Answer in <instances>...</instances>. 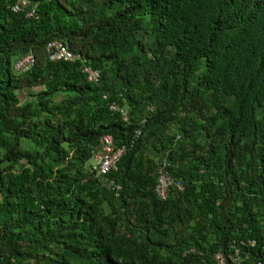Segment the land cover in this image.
<instances>
[{
  "label": "trees",
  "instance_id": "1",
  "mask_svg": "<svg viewBox=\"0 0 264 264\" xmlns=\"http://www.w3.org/2000/svg\"><path fill=\"white\" fill-rule=\"evenodd\" d=\"M18 1L0 0V264H264V0ZM54 40L76 57L49 61ZM104 136L126 150L97 176Z\"/></svg>",
  "mask_w": 264,
  "mask_h": 264
},
{
  "label": "built area",
  "instance_id": "2",
  "mask_svg": "<svg viewBox=\"0 0 264 264\" xmlns=\"http://www.w3.org/2000/svg\"><path fill=\"white\" fill-rule=\"evenodd\" d=\"M21 5H24V3H17L11 8V10L13 12H18L21 10ZM46 49L48 53V59L51 62L71 61L76 57L75 54L61 41L55 40L49 42L46 46ZM35 63V56L33 54H27L17 60L15 64V70L19 72H27L33 68ZM84 72L89 73L90 80H97L100 75L98 70H93L91 68H86ZM112 109L117 110V107L113 106ZM124 120L126 121L125 118ZM100 141L102 143V148L95 156L97 160V176H103L110 171L115 170L126 150L124 146H114L111 139L107 136H104ZM168 166V164L164 163L156 186L157 195L163 201L167 199L169 187L173 184V179L169 176V173L164 170V168H168ZM113 184L114 182H111L110 186L113 187ZM177 185L178 187L182 188L180 183ZM216 259L219 264H225L221 255H217Z\"/></svg>",
  "mask_w": 264,
  "mask_h": 264
},
{
  "label": "clouds",
  "instance_id": "3",
  "mask_svg": "<svg viewBox=\"0 0 264 264\" xmlns=\"http://www.w3.org/2000/svg\"><path fill=\"white\" fill-rule=\"evenodd\" d=\"M20 2H23V3H24V5H21V9L27 5V3H26L25 1H23V0H19L17 3H20ZM17 3H16V4H17ZM16 4H15V5H16ZM54 41H55V40H54ZM57 41H58V40H57ZM48 43H49V42H48ZM48 43H47V44H48ZM67 47H68V46H67ZM68 48H69V47H68ZM46 51H47V49H46ZM34 56H35V55H34ZM47 57H48V53H47ZM49 61H50V60H49ZM15 64H16V63H15ZM34 66H35V65H34ZM34 66H33V67H34ZM14 69H15V66H14ZM31 69H32V68H31ZM17 72H19V71H17ZM101 139H102V138H101Z\"/></svg>",
  "mask_w": 264,
  "mask_h": 264
},
{
  "label": "rangeland",
  "instance_id": "4",
  "mask_svg": "<svg viewBox=\"0 0 264 264\" xmlns=\"http://www.w3.org/2000/svg\"><path fill=\"white\" fill-rule=\"evenodd\" d=\"M91 163H94V160H91Z\"/></svg>",
  "mask_w": 264,
  "mask_h": 264
}]
</instances>
